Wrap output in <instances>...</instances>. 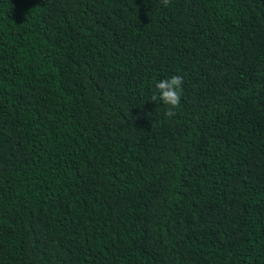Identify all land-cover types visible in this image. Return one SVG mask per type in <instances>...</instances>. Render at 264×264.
Masks as SVG:
<instances>
[{"label":"trees","instance_id":"obj_1","mask_svg":"<svg viewBox=\"0 0 264 264\" xmlns=\"http://www.w3.org/2000/svg\"><path fill=\"white\" fill-rule=\"evenodd\" d=\"M0 264H264V0H0Z\"/></svg>","mask_w":264,"mask_h":264},{"label":"clouds","instance_id":"obj_2","mask_svg":"<svg viewBox=\"0 0 264 264\" xmlns=\"http://www.w3.org/2000/svg\"><path fill=\"white\" fill-rule=\"evenodd\" d=\"M161 3L167 7L170 0H161ZM182 83V78L178 75L155 82V92L151 96V101L155 102L156 100H160L167 106L164 113L165 117L176 115L175 110L178 109L181 104Z\"/></svg>","mask_w":264,"mask_h":264}]
</instances>
